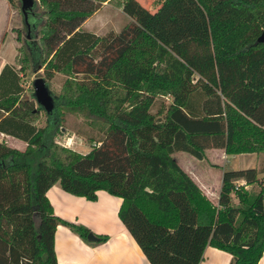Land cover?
I'll use <instances>...</instances> for the list:
<instances>
[{"label": "trees", "instance_id": "16d2710c", "mask_svg": "<svg viewBox=\"0 0 264 264\" xmlns=\"http://www.w3.org/2000/svg\"><path fill=\"white\" fill-rule=\"evenodd\" d=\"M39 1L45 72L73 79L38 127L21 68L0 73V132L27 142L0 141V264H58L59 224L93 242L88 227L55 214L47 191L57 182L89 200L101 189L121 197L119 217L151 264H199L207 245L231 253L230 264H258L264 180L246 185L262 171L226 169L215 204L173 154L264 153V0H162L155 11L122 0L129 23L102 35L81 28L96 0ZM67 111L91 129L86 153L55 140Z\"/></svg>", "mask_w": 264, "mask_h": 264}, {"label": "rangeland", "instance_id": "374dc122", "mask_svg": "<svg viewBox=\"0 0 264 264\" xmlns=\"http://www.w3.org/2000/svg\"><path fill=\"white\" fill-rule=\"evenodd\" d=\"M139 1L149 10L155 11L162 0ZM121 2L122 0H96L95 4L98 9L82 23L81 28L100 35L109 31L117 32L121 30L130 21V17L121 8ZM44 12L43 5L39 0H35V6L28 18L30 26V29H28L22 11V0H15L13 3L9 0H0V69L6 62H13L17 68H21L22 83L28 95L33 93V80L36 77H44L49 82L50 90L54 96H61L66 92V82L72 80L73 75L68 71L57 72L51 79L45 72L46 60L45 62L42 60L38 40V28L47 17ZM76 76L79 79L83 78V75ZM163 99L167 104L170 102V99L159 98L157 99V105L164 102ZM156 110L157 107L154 112ZM65 117L66 121L63 122V126L60 128L55 140L78 152H88L94 146L92 140L88 137L91 132L90 127L84 122V118L80 114L67 111ZM34 122L38 127L45 126L47 122L46 112L40 110L34 118ZM176 157L185 168L196 171L197 177L210 186V193L213 196L216 195L215 193L220 187L221 169L264 165V159H261L263 156L257 158L251 153L240 154L237 158L231 157L226 160L221 148L208 150V157L214 167L206 168L204 165L198 164L197 159L188 153H176ZM258 176L259 180L257 182L246 186L248 191H258L260 189L261 181L264 180V173H259ZM232 203L239 205V199L233 196Z\"/></svg>", "mask_w": 264, "mask_h": 264}, {"label": "crops", "instance_id": "0c3cea01", "mask_svg": "<svg viewBox=\"0 0 264 264\" xmlns=\"http://www.w3.org/2000/svg\"><path fill=\"white\" fill-rule=\"evenodd\" d=\"M6 64L14 63L6 62L1 67L0 73ZM29 97H31V95H29ZM0 141H5L8 145L20 150H24L27 147L26 141L3 132H0ZM209 149L213 148L206 149V156L204 159L195 157L197 163L204 165L206 168L214 167L208 157ZM221 149L226 160L231 157L237 158L240 155H229L224 148ZM180 152L188 153L185 151H177L173 154L179 164L180 161L176 157V153ZM251 154L255 155L257 158H259L258 156L264 157V153ZM263 157L261 159H264ZM214 163L216 164V162ZM181 167L190 174L204 193L215 204H218L222 177L226 169H221L220 187L215 193L216 195L213 196L210 193V186L197 177L195 170H188L183 165H181ZM251 167H255L262 171L260 174L264 173V165L262 164H260V166L253 165ZM243 168H248V166ZM244 182L245 180L243 179L238 180V183ZM47 197L57 216L67 221L88 227L96 236H108L106 241L88 242L70 227L59 224L55 232V252L58 264H151L143 253L140 245L119 217V210L123 201L121 197L101 189L97 192L96 200H89L86 197L67 192L62 188L59 182L53 184L48 189ZM231 260L232 254L228 251L212 245H207L199 264H230ZM258 264H264V252Z\"/></svg>", "mask_w": 264, "mask_h": 264}, {"label": "water", "instance_id": "95a60500", "mask_svg": "<svg viewBox=\"0 0 264 264\" xmlns=\"http://www.w3.org/2000/svg\"><path fill=\"white\" fill-rule=\"evenodd\" d=\"M34 6L35 0H22V11L24 18H26L28 29H30L28 18ZM256 43H264V30L258 37ZM50 88L51 87H49V84L44 77H36L33 80L34 90L31 97L35 100L37 106L46 113L52 112L56 106V96H54ZM88 239L91 241H96L98 237L93 232H90L88 234Z\"/></svg>", "mask_w": 264, "mask_h": 264}, {"label": "built area", "instance_id": "2783aa9c", "mask_svg": "<svg viewBox=\"0 0 264 264\" xmlns=\"http://www.w3.org/2000/svg\"><path fill=\"white\" fill-rule=\"evenodd\" d=\"M245 183V182H244ZM244 183H237V187L239 186V185H241V184H244Z\"/></svg>", "mask_w": 264, "mask_h": 264}]
</instances>
